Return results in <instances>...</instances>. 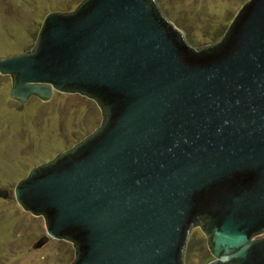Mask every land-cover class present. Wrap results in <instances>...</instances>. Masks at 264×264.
I'll return each instance as SVG.
<instances>
[{"label": "water", "instance_id": "95a60500", "mask_svg": "<svg viewBox=\"0 0 264 264\" xmlns=\"http://www.w3.org/2000/svg\"><path fill=\"white\" fill-rule=\"evenodd\" d=\"M9 96H85L91 133L13 189L69 264H264V0L191 46L155 0H81L45 15L33 46L0 56ZM8 190L0 189L7 198Z\"/></svg>", "mask_w": 264, "mask_h": 264}, {"label": "rangeland", "instance_id": "374dc122", "mask_svg": "<svg viewBox=\"0 0 264 264\" xmlns=\"http://www.w3.org/2000/svg\"><path fill=\"white\" fill-rule=\"evenodd\" d=\"M81 0H0V56L30 49L45 15L72 10ZM248 0H155L163 16L191 46L217 41ZM9 75H0V264H69L72 244L48 238L43 216L24 210L14 199L16 183L29 171L91 133L102 116L85 96L30 97L18 103L9 96ZM207 238L193 228L184 264L212 260Z\"/></svg>", "mask_w": 264, "mask_h": 264}, {"label": "flooded vegetation", "instance_id": "af4514ba", "mask_svg": "<svg viewBox=\"0 0 264 264\" xmlns=\"http://www.w3.org/2000/svg\"><path fill=\"white\" fill-rule=\"evenodd\" d=\"M195 228H198V227H195ZM198 229H200V228H198Z\"/></svg>", "mask_w": 264, "mask_h": 264}]
</instances>
